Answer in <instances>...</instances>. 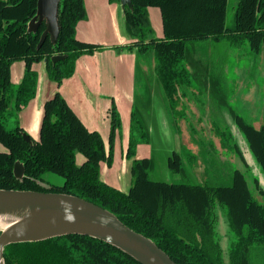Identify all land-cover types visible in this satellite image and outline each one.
Here are the masks:
<instances>
[{
    "label": "trees",
    "instance_id": "16d2710c",
    "mask_svg": "<svg viewBox=\"0 0 264 264\" xmlns=\"http://www.w3.org/2000/svg\"><path fill=\"white\" fill-rule=\"evenodd\" d=\"M108 1L119 4V0ZM131 4L132 8L125 7L123 12L124 30L131 42L112 49L134 53L136 71L142 67L141 61L145 71L152 67L171 113L180 87L190 84L188 67L193 64L195 46L244 40L251 51L259 53L261 47L264 51V0H131ZM36 5L37 0H0V144L6 149L0 152V190L59 193L86 200L150 239L177 264H222L213 212L218 204L225 210L234 238L228 264H248L250 249L264 246V189L254 181L260 202L238 171L232 173L228 184L217 186L151 179L152 155L134 158L138 145L151 144L145 121L136 120L134 104L125 153L131 160L132 179L127 193L100 178V163L111 166L114 139L121 129L115 105L109 110L107 150L100 134L88 130L58 92L43 105L39 140L33 144L23 140L18 114L36 95L38 73L32 66L44 62L47 78L59 85L73 76L79 57L103 49L76 38L78 23L87 19L83 0L59 1L57 40L52 44L47 38L37 49L45 24L36 33L27 31ZM151 7L160 11L161 38L153 36L148 15ZM229 10L231 20L227 19ZM54 56L63 59L52 63ZM17 61L24 63V70L20 82L13 84L11 66ZM234 119L264 173V123L256 130L238 115ZM77 155L83 158L81 164H77ZM16 162L23 165L21 179L13 174ZM166 166L171 174L184 173L175 151L168 155ZM46 174L61 178L62 184H49L43 179ZM3 260L4 264H140L103 241L75 234L8 245Z\"/></svg>",
    "mask_w": 264,
    "mask_h": 264
},
{
    "label": "rangeland",
    "instance_id": "374dc122",
    "mask_svg": "<svg viewBox=\"0 0 264 264\" xmlns=\"http://www.w3.org/2000/svg\"><path fill=\"white\" fill-rule=\"evenodd\" d=\"M118 8L117 21L122 29L123 13L120 6ZM231 17L229 10L227 19L231 20ZM155 21L150 19L153 36L160 37L161 22ZM192 56L193 66L188 67L192 74L190 84L180 87L172 113L152 67L145 71V62L141 61L142 67L135 72L133 112L136 120L140 123L143 119L149 129L151 155L155 162L150 177L155 181L217 186L228 184L232 173L238 171L244 175L248 189L261 202L254 181L264 189V173L234 115L256 130L264 123L263 47L255 53L244 40L203 42L195 46ZM39 72L46 90L61 85L62 82L57 85L47 78L43 64H40ZM116 144L119 145V139ZM117 146L113 148L114 160L112 158L109 167V174L114 177L122 164ZM5 150L0 144V152ZM172 151L180 156L182 175L171 174L167 169L166 159ZM82 162L83 158L77 155V164ZM43 179L51 185L63 182L52 174L44 175ZM213 212L222 264H228V250L234 238L227 225L225 210L215 204ZM248 260V264H264V246L252 247Z\"/></svg>",
    "mask_w": 264,
    "mask_h": 264
},
{
    "label": "crops",
    "instance_id": "0c3cea01",
    "mask_svg": "<svg viewBox=\"0 0 264 264\" xmlns=\"http://www.w3.org/2000/svg\"><path fill=\"white\" fill-rule=\"evenodd\" d=\"M83 2L87 19L78 23L76 38L80 42L100 46L103 49L79 57L75 63L73 76L64 79L61 85L56 86L54 90L53 88L46 90L42 86V75H40L39 67L40 64L44 65V62L33 65V69L38 71L36 95L33 101L20 111L18 119L24 133L33 142L38 141L43 105L58 92L84 126L88 130L100 134L107 150L110 131L109 110L112 105H115L120 115L121 129L114 139L113 148L117 146L116 143L119 139L117 148L122 164L114 177L109 174L111 168L109 169L104 162H101L100 178L107 185L127 193L132 181L130 176L131 161L125 158V153L135 93L136 57L134 53H117L112 49L113 46H123L131 42L123 30L124 24L121 29L117 21L116 13L119 6L115 3H109L108 0H83ZM148 15L152 22L155 20L161 22L158 8H149ZM23 70L24 63L22 61L12 64L11 82L13 84L20 82ZM151 152L150 144H140L136 147L135 158L148 159L151 157Z\"/></svg>",
    "mask_w": 264,
    "mask_h": 264
},
{
    "label": "water",
    "instance_id": "95a60500",
    "mask_svg": "<svg viewBox=\"0 0 264 264\" xmlns=\"http://www.w3.org/2000/svg\"><path fill=\"white\" fill-rule=\"evenodd\" d=\"M60 0H37L36 15L29 21L27 31L36 33L42 23V32L37 49L47 38L54 44L59 33L57 22ZM122 13L125 7L131 9V0H119ZM63 56L50 60L56 63ZM26 143L33 144L30 137L23 133ZM23 165L16 162L13 174L17 179L23 177ZM17 206L29 210L32 218L42 223V228L2 227L0 228V264H4L3 250L16 243H33L66 235H82L103 241L140 264H177L159 249L150 239L132 231L122 224L109 211L78 197L49 192L0 190V211L5 206ZM26 206V208H24Z\"/></svg>",
    "mask_w": 264,
    "mask_h": 264
},
{
    "label": "bare ground",
    "instance_id": "6f19581e",
    "mask_svg": "<svg viewBox=\"0 0 264 264\" xmlns=\"http://www.w3.org/2000/svg\"><path fill=\"white\" fill-rule=\"evenodd\" d=\"M26 208V206L24 207ZM31 212L29 210H22L17 206H7L4 207L2 211H0V228L2 227H25V228H42V223L38 222V220H29L32 218Z\"/></svg>",
    "mask_w": 264,
    "mask_h": 264
}]
</instances>
